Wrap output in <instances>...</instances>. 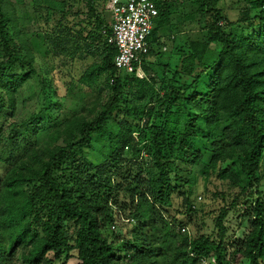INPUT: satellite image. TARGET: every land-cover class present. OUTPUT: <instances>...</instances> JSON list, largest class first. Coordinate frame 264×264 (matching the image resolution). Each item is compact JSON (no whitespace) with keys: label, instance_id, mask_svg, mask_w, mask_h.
Masks as SVG:
<instances>
[{"label":"trees","instance_id":"1","mask_svg":"<svg viewBox=\"0 0 264 264\" xmlns=\"http://www.w3.org/2000/svg\"><path fill=\"white\" fill-rule=\"evenodd\" d=\"M242 1L237 25L228 22L227 31L219 0H199L210 16V39L178 49L174 69L165 65L163 94L155 81L137 77L132 94L139 101L126 94L117 49L102 33L110 25L95 1L86 27L77 31L59 20L48 28L71 61L79 51L102 59L81 82L98 81L104 66L111 95L94 117H73L44 134L43 110L21 124L34 127L37 138L24 134L28 146L0 180V264H68L74 254L76 264H201V257L210 264H264V0ZM5 3L0 0V139L21 145L18 124L4 137L6 112L16 109L34 76L47 97L57 87L49 73L39 74L35 50L19 42ZM157 6L149 55L172 11L168 0ZM96 135L105 145L96 146ZM125 147L134 157H124ZM88 150L99 158L90 159ZM142 152L150 158L147 169ZM212 175L239 192L212 233L184 234L180 228L200 211L197 192ZM232 209L248 220L241 237L235 232L242 221L233 229L227 221Z\"/></svg>","mask_w":264,"mask_h":264},{"label":"rangeland","instance_id":"2","mask_svg":"<svg viewBox=\"0 0 264 264\" xmlns=\"http://www.w3.org/2000/svg\"><path fill=\"white\" fill-rule=\"evenodd\" d=\"M5 1V5L12 12L17 28L21 33L19 42L35 50L39 74L49 73L53 80V85L57 87V92L50 91L48 97L43 93L41 94L42 84L38 75L34 76L20 90L17 96L16 109L6 112L10 120L4 125L5 131L3 134L4 137L7 136L13 124L20 125L16 140L18 143L21 141V145H17L7 139H0V180L13 165L15 157L23 152L25 146H28L25 142L22 143L24 134H27V138L31 142L37 138L33 134L34 127L31 126L26 129L21 127V124L33 116L36 111L43 110L40 115V122L43 125L40 133L44 134L49 128L53 129L58 124L62 125L73 117L80 115L89 118L94 117L111 95V88L107 86L108 73L104 66H102L103 69L98 81L81 82V77L86 69L95 62L101 64L102 59L98 56L83 57L79 51L76 52L71 61L66 52L63 53L61 47H56L51 42L54 35L48 30L59 20L62 25L74 27L77 31L82 27H86L90 15L91 0ZM93 1H95L97 12L105 23L113 22V14L110 11L107 12L106 8L109 0ZM168 2L172 11L165 18L166 27L163 28V31H159L158 41L154 40L152 43L153 51L155 49V52H151L142 64L141 74L138 75L136 72L121 73V76L126 78L125 84L128 85L126 94L135 101L140 100L138 96L132 94V91L137 89V77L155 81L156 87L163 94L161 87L163 86L164 68L169 63L171 68L174 69V65L179 59L178 49L181 47L187 49L192 40L207 41L210 39L207 25L210 16L202 11L199 0H168ZM245 5L246 3L242 0H219L216 7L221 9L223 15L219 19L220 25L230 31L231 27L228 22L236 26ZM57 51L59 55L56 54ZM3 58L0 53V62ZM120 118L123 120V114H120ZM95 140L96 146L105 145L106 143V139L102 136L96 135ZM124 149L125 158L134 157L131 147H125ZM88 153L89 158L94 161L99 158L94 151L88 150ZM140 160L144 162L145 169H147V162L150 161V158L146 152H142ZM144 174H148V171L145 170ZM238 192L239 188L232 187L228 182H224L217 176L212 175L205 185L201 184L197 192L198 197H203L200 200L198 199L202 203L200 211L191 214V221L188 220L184 226L187 231L182 233H190L191 236L212 233L215 228L216 217L223 209H228L232 202V197ZM242 215L243 211L232 209L227 218L232 229L242 221L241 226L235 232L236 237H241L248 225L247 219L240 218ZM77 262L78 258L74 254L68 264H76Z\"/></svg>","mask_w":264,"mask_h":264},{"label":"built area","instance_id":"3","mask_svg":"<svg viewBox=\"0 0 264 264\" xmlns=\"http://www.w3.org/2000/svg\"><path fill=\"white\" fill-rule=\"evenodd\" d=\"M158 0H109L108 8L113 14L110 28L104 27L102 33L109 44L116 47L115 66L121 72L138 75L142 64L151 49V36L159 15ZM200 200L201 197H198ZM182 232L187 228L182 226ZM192 256H195L191 253ZM201 264H210L201 257Z\"/></svg>","mask_w":264,"mask_h":264},{"label":"crops","instance_id":"4","mask_svg":"<svg viewBox=\"0 0 264 264\" xmlns=\"http://www.w3.org/2000/svg\"><path fill=\"white\" fill-rule=\"evenodd\" d=\"M108 4H109V2H108ZM106 8H107V10H108L107 12H109V11L111 12V10L108 8V5H107V7H106ZM111 23H112V22H111V21H109V25H110Z\"/></svg>","mask_w":264,"mask_h":264}]
</instances>
